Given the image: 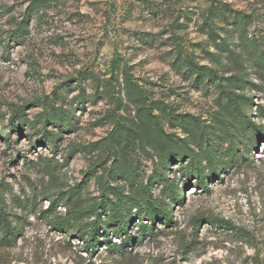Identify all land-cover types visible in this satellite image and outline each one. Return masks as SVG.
<instances>
[{
	"label": "rangeland",
	"instance_id": "rangeland-1",
	"mask_svg": "<svg viewBox=\"0 0 264 264\" xmlns=\"http://www.w3.org/2000/svg\"><path fill=\"white\" fill-rule=\"evenodd\" d=\"M21 25L24 38L16 33ZM243 48L251 58L264 57V0H0V210L29 217L11 264H264V135L251 139L241 129L218 87L219 77L227 83L235 75L264 86L258 65L239 57ZM187 54L216 69V80L197 82L182 66ZM115 56L120 69L113 75ZM124 67L144 88L142 97L164 108L155 113L164 115L172 144L189 137L187 127L208 134L222 153L230 136L238 138L242 154L206 186L173 161L168 177L184 190L182 203L173 204L174 223L158 221L155 234L131 253L91 257L73 235L51 229L40 211L49 206L44 194L77 183L98 197L100 176L127 189L105 175L112 160L104 146L114 108L107 83L124 96ZM250 88L243 91L254 101L247 111L264 126V89ZM17 109L23 121H12ZM120 113L140 116L132 104ZM46 129L58 135L55 148L43 140ZM131 154L147 180L155 153ZM45 160L56 165L52 174L41 170ZM214 217L231 227L207 221Z\"/></svg>",
	"mask_w": 264,
	"mask_h": 264
},
{
	"label": "trees",
	"instance_id": "trees-1",
	"mask_svg": "<svg viewBox=\"0 0 264 264\" xmlns=\"http://www.w3.org/2000/svg\"><path fill=\"white\" fill-rule=\"evenodd\" d=\"M17 32H20L21 38L27 34L22 25ZM239 57L245 62H254L258 65L260 80L264 81V57L251 58L247 56L244 48L240 51ZM118 58L115 56L112 60L113 75L120 69ZM182 66L195 76L197 82L216 80L217 70L196 62L190 54L184 56ZM124 68L121 69L126 81L124 96L116 94L118 91L110 80L107 83L114 108L112 116H109L113 125L105 137L104 146L105 159L112 160V164L105 167V175L117 183L123 181L127 184V189L124 184L111 185L104 176H100L101 192L98 197L88 195L83 185L77 183L67 189L57 188L44 194L43 197L49 201V206L40 211L41 218L51 229L67 236L73 235L81 248L91 257L104 252H108L110 256L131 253L132 250L129 248L132 249L146 236L155 234V224L158 221H162L166 226L174 223L173 204L182 203L184 190L168 177L167 171L173 161L182 163L181 170L185 175L195 176L198 183L206 186L211 174H216L221 167L227 166L229 161H239V155L242 154L239 153L242 143L240 139H233V136H230L231 141L222 153L219 144L211 142L208 134L198 132L194 128L185 127L189 137L181 138L172 144L171 134L165 133L160 117L164 115L155 113L156 110L164 112V108L162 109L156 101L144 99L142 97L145 93L144 88L134 82L128 68ZM222 80L224 82L223 76L218 78L219 93L226 99L225 106L229 116H234L242 130L250 132L251 139L263 136L264 126L256 124L247 111L254 105L253 97L243 91L248 83L251 90L262 87L264 89V86H257L237 75L227 78V83L221 82ZM40 103L41 100H37L26 106L31 107ZM129 103L137 107L140 115L138 118H128L120 113L124 108H128ZM165 109L167 112L173 111L169 106ZM21 111L23 110L15 111L12 121L18 119L23 121L24 118L19 114ZM62 123L60 116L59 124ZM45 132L43 140L55 148L57 144L55 138L58 135L47 129ZM229 135L233 134L227 131L226 136ZM134 148L144 151L151 149L155 153L157 165L154 174L149 175L147 180L131 154ZM126 154L132 155L131 163L127 162ZM97 166L98 164H95L94 167ZM55 169L56 165L50 164L47 160L42 163L41 170L47 175L52 174ZM89 172L94 173L95 169ZM156 184L162 185L158 195L153 192ZM58 207H63L64 210L60 211ZM28 219L26 214L0 210V264H11L13 261L12 252L25 235ZM207 221L231 227L230 222L222 218L214 217ZM200 222L201 220L197 218L195 226H199Z\"/></svg>",
	"mask_w": 264,
	"mask_h": 264
}]
</instances>
